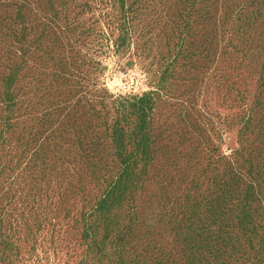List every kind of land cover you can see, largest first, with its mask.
I'll use <instances>...</instances> for the list:
<instances>
[{"label":"rangeland","instance_id":"obj_1","mask_svg":"<svg viewBox=\"0 0 264 264\" xmlns=\"http://www.w3.org/2000/svg\"><path fill=\"white\" fill-rule=\"evenodd\" d=\"M0 264H264V0H0Z\"/></svg>","mask_w":264,"mask_h":264},{"label":"built area","instance_id":"obj_2","mask_svg":"<svg viewBox=\"0 0 264 264\" xmlns=\"http://www.w3.org/2000/svg\"><path fill=\"white\" fill-rule=\"evenodd\" d=\"M120 85H121L120 83H116V84H115V87L118 88V87H120Z\"/></svg>","mask_w":264,"mask_h":264},{"label":"trees","instance_id":"obj_3","mask_svg":"<svg viewBox=\"0 0 264 264\" xmlns=\"http://www.w3.org/2000/svg\"><path fill=\"white\" fill-rule=\"evenodd\" d=\"M239 20L241 19V15L239 16V18H238ZM122 35V34H121ZM123 36V35H122ZM98 66H100V64L98 63Z\"/></svg>","mask_w":264,"mask_h":264}]
</instances>
